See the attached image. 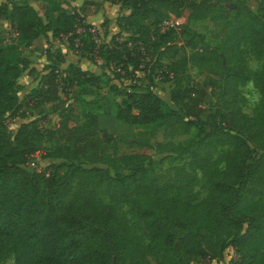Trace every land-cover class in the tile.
<instances>
[{
    "label": "trees",
    "instance_id": "obj_1",
    "mask_svg": "<svg viewBox=\"0 0 264 264\" xmlns=\"http://www.w3.org/2000/svg\"><path fill=\"white\" fill-rule=\"evenodd\" d=\"M48 1L43 16L28 0L0 1L5 22L0 28V258L10 246L25 264H150L148 254L154 264H191L192 259L196 264H264V202L255 197L264 189V61L253 78L262 98L249 117L242 114L238 93V85L253 76L241 45L264 55V0L255 9L245 0H101L128 10L116 15V30L96 31L99 41L82 23L79 48L101 59L113 97L137 108L133 117L145 122L150 133L196 129L185 143L153 144L148 136L133 135L129 143L135 147L128 151H118L92 111L71 124L63 116L56 129L42 127L37 118L22 121L13 134L7 129V120L24 117L27 108L42 114L44 104L66 89L89 91L92 82L102 80L78 62L63 65L54 43L44 49L46 62L36 75L28 55L35 39L47 31L58 37L83 19L79 8ZM183 8L189 9L188 19L221 23L224 33L213 47L162 63L166 51H176L184 22L180 30L164 31L158 23ZM188 60L205 66L203 78L179 75ZM137 70L173 76L172 104L153 91L151 81L139 83ZM24 71L37 81L20 97L17 79ZM212 92L216 103L205 106ZM103 103L107 111L108 101ZM56 130L59 138L46 153L56 158L53 168L39 159L44 170H27L23 162L36 142ZM216 144L227 145L221 155L224 167L209 175L208 194L198 203L190 204L184 195L195 180L193 171L179 169L161 183L148 174L157 162L154 151L188 154L191 168L208 171ZM123 204L143 221L146 242L131 231ZM228 247L233 253L224 255Z\"/></svg>",
    "mask_w": 264,
    "mask_h": 264
},
{
    "label": "rangeland",
    "instance_id": "obj_2",
    "mask_svg": "<svg viewBox=\"0 0 264 264\" xmlns=\"http://www.w3.org/2000/svg\"><path fill=\"white\" fill-rule=\"evenodd\" d=\"M31 3L38 13L43 16V7L50 5L48 0H28ZM64 2V4L70 3L69 0H59ZM90 0H85L82 2L80 8L89 9L88 12L91 13L89 20L85 23L89 24V28L93 33L100 38V35L96 34L98 29H106L107 31H114L117 29V24L115 23L114 18L117 14L126 12L128 9L125 7H119L118 4L112 2H106V6L102 5L101 0L97 4H92ZM246 3L253 9L256 8L258 0H245ZM92 4V5H90ZM189 12L188 8H183L182 12L179 14L184 18V30L183 35L180 31V38L177 40V49L176 51L168 50L162 57L161 62L166 63L173 61L177 57H190L198 48L204 47H213L221 39L224 33V27L221 23L206 17L202 19H188L187 14ZM84 17V16H83ZM5 24V22L0 19V28ZM181 29V27H180ZM42 42H38L34 49L30 48L28 55H32L31 62L35 69L36 75H39L42 72L43 64L45 61L44 49L50 44H58L61 49V52L64 57L63 65L69 61L78 62L82 66L88 68L95 74H100L102 80H96L90 84L91 90L87 91L86 89L80 88L79 86H72L71 88L63 91L61 96L53 102H46L45 112L42 114H36L34 110L27 108L26 115L24 117H14L7 120V129L11 134H13L16 128L22 121H26L32 118H37V123L42 127L47 129H56L59 125V121L63 116H67L68 124L73 122H78L83 118V115L87 111L97 112L100 116V124L104 125L109 132H111V137L117 142L118 151H128L133 147L129 143V139L133 135H145L149 137L151 143L155 144L156 141L162 140H172L175 143H185V141L190 140L196 133V129L192 128L188 133H176L169 135L168 132L158 129L154 132H149L145 127V122L137 120L133 117L137 113V108L134 107H125L120 101L119 96L113 97L111 92L108 90L107 84L104 81V75L101 74L104 71L103 64L97 63L89 53H86L78 47L72 46L69 41V37L66 38H56L51 35H44L41 39ZM243 54L245 56L246 63L251 69L253 76L246 81L238 85L239 93V103L242 114L246 117L252 115L255 107L250 106L248 100L245 99L246 95H254L253 92L246 90L245 86L251 80L254 81V75L261 69L262 63L264 61V55L257 53L249 44L243 43L241 45ZM34 52V53H33ZM207 73L205 66H199L193 61L188 60L185 67L181 69L179 75L183 77H194L201 79ZM136 74L139 75V83H144L151 81L153 91L163 98L164 100L169 101V90L173 86V76L162 77L161 74L156 72H151V79L148 77L150 74H147V70H137ZM32 75V74H30ZM27 79V78H26ZM37 78L32 75L29 82L35 83ZM256 86V85H255ZM256 89H258L256 87ZM259 90V89H258ZM24 88L19 89L18 94L20 97L24 95ZM260 93V92H259ZM108 101L107 111L103 109V100ZM217 94L212 92L205 97L204 105L209 106L216 103ZM208 109H206L207 113ZM246 111L250 114H246ZM205 114L203 115V118ZM59 131L56 130L55 135L51 138H43L36 142L37 156L30 155L23 165L27 170H29L28 160L30 158H39L47 160L48 167L53 168L52 163L56 161V158L49 157L46 153L54 147V143L59 138ZM50 137V135H48ZM227 147L226 144H216L214 149L209 155V169L204 171L200 168H191L189 165V155L180 154L177 152H157L154 151L153 157L157 162L148 167V174L152 178H156L160 183L165 180L168 176L176 174V171L179 169H184L187 171H193L195 174V180L192 183L191 188L185 192L186 200L190 204L198 203L199 201L205 199L208 194V181L209 175L214 174L215 169H222L224 167V159L221 156L224 149ZM256 155H254L255 157ZM264 165V162H263ZM255 183V180L249 183L252 185ZM256 189L257 187L254 186ZM260 197L264 202V189L258 193L255 197ZM102 200L106 201L107 197L102 195ZM122 211L124 212L127 221L129 223L131 231L139 236H142L146 242V235L144 233V223L143 221L133 212L128 209L127 204L122 205ZM212 239V237L210 238ZM5 253L0 258V264H25L19 257L18 252L15 249H12L10 246L4 247ZM233 253L232 249L228 247V251H224V255H231ZM148 259L150 264H154L153 254H148ZM191 264H196V259L190 260Z\"/></svg>",
    "mask_w": 264,
    "mask_h": 264
},
{
    "label": "built area",
    "instance_id": "obj_3",
    "mask_svg": "<svg viewBox=\"0 0 264 264\" xmlns=\"http://www.w3.org/2000/svg\"><path fill=\"white\" fill-rule=\"evenodd\" d=\"M85 20L84 18L80 20V24H78L73 30H70L66 33H61L58 37H54V39H58V38H66L69 37V35L74 34L73 36V46L76 47V49L79 47L80 45V36L81 34L84 32V26L82 23H84ZM184 22V18H182L180 15H174V14H170L167 17H164L159 23H158V27L159 30L164 31L166 29H169L171 27L175 28L176 30H180V27L182 25V23ZM93 39L94 41H99L100 38H98L95 34L93 35ZM94 60L99 64L102 63L101 59L97 56H95ZM142 65V64H140ZM34 156H37V152H33L31 153ZM30 154V155H31ZM29 155V156H30ZM39 158H30L27 162H28V166L30 167H34L37 170H44L45 169V162L41 161L38 162ZM210 264H223L222 260H212L210 261Z\"/></svg>",
    "mask_w": 264,
    "mask_h": 264
},
{
    "label": "crops",
    "instance_id": "obj_4",
    "mask_svg": "<svg viewBox=\"0 0 264 264\" xmlns=\"http://www.w3.org/2000/svg\"><path fill=\"white\" fill-rule=\"evenodd\" d=\"M1 1V0H0ZM70 1V3H67V4H64V2H61V4H62V6H64V7H68V6H75V8L76 9H78L79 8V11H80V13L84 16L83 18H84V20L85 21H87V20H89V18L91 17V13L90 12H88V10L87 9H85V8H80V6L82 5V2H85V0H69ZM91 1V0H90ZM102 2V5H105L106 4V2H109V1H101ZM93 4V3H92ZM92 4H90V5H92ZM115 4V3H114ZM117 4V3H116ZM115 4V5H116ZM106 6V5H105ZM114 20H115V18H114ZM44 35H51L50 34V32L49 31H47L45 34H40L36 39H35V41H34V43L32 44V47H33V49H34V47H36V44L38 43V42H42V38H43V36ZM34 53V52H33ZM29 58L32 60V55H29ZM32 63V62H31ZM32 65H33V63H32ZM32 75H30V73H28V72H26V71H24L22 74H20V76L18 77V79H17V82L22 86L21 88H24V90L26 91L27 90V88L32 84V82H29V80H30V77H31ZM27 78V79H26ZM20 88V89H21ZM19 117V116H18Z\"/></svg>",
    "mask_w": 264,
    "mask_h": 264
},
{
    "label": "clouds",
    "instance_id": "obj_5",
    "mask_svg": "<svg viewBox=\"0 0 264 264\" xmlns=\"http://www.w3.org/2000/svg\"><path fill=\"white\" fill-rule=\"evenodd\" d=\"M246 90L249 92L254 91V95H246L245 99L249 101L250 106H254L255 104L260 103L261 101V94L259 93V90L256 89L255 82L254 81H249L247 85L245 86ZM246 114H250V112L246 111Z\"/></svg>",
    "mask_w": 264,
    "mask_h": 264
}]
</instances>
